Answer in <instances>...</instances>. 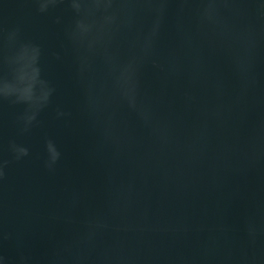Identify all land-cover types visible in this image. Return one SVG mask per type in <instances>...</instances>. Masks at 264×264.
<instances>
[{"label": "water", "instance_id": "1", "mask_svg": "<svg viewBox=\"0 0 264 264\" xmlns=\"http://www.w3.org/2000/svg\"><path fill=\"white\" fill-rule=\"evenodd\" d=\"M0 264H264V0H0Z\"/></svg>", "mask_w": 264, "mask_h": 264}]
</instances>
